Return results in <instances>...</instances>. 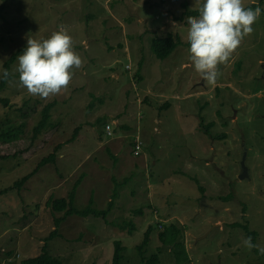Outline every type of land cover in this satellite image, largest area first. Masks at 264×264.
I'll use <instances>...</instances> for the list:
<instances>
[{"label": "rangeland", "instance_id": "obj_1", "mask_svg": "<svg viewBox=\"0 0 264 264\" xmlns=\"http://www.w3.org/2000/svg\"><path fill=\"white\" fill-rule=\"evenodd\" d=\"M201 3L0 0V78L4 62L26 47L29 36L43 40L60 27L69 30L83 58V67L56 96L30 95L19 83L17 60L0 93V132L20 126L25 132L18 141H0V192L9 188L7 196L0 195L8 200H0V264H21L39 255L45 243L62 264H112L116 241L124 247L122 264H145L153 255L159 257L156 264H264L257 248L243 244L245 231L232 227L247 224L257 233L253 244L264 247V0H243L247 7L257 4L261 15L212 85L189 59L187 13ZM167 33L182 43L160 60L151 43ZM51 103L45 128L33 137ZM207 124L213 139L204 132ZM76 128L78 140L65 146L66 160L57 161L65 165V176L81 163L68 194L81 181L77 209L92 201L94 209L107 210L110 200L113 208L105 220L68 217L58 228L61 236L50 240L54 218L61 216L51 202L64 198V191L51 189L48 202L44 195L61 176L51 163L35 171L74 138ZM137 136L139 156L133 153ZM114 138L120 146L113 148L107 142ZM242 162L247 176L240 179ZM49 169V182L38 181ZM32 172L30 182L13 185ZM170 225L185 244L179 262L175 249L159 238ZM150 226V242L140 254L137 247Z\"/></svg>", "mask_w": 264, "mask_h": 264}, {"label": "clouds", "instance_id": "obj_2", "mask_svg": "<svg viewBox=\"0 0 264 264\" xmlns=\"http://www.w3.org/2000/svg\"><path fill=\"white\" fill-rule=\"evenodd\" d=\"M262 9L245 6L243 0H202L198 16L187 17L189 59L202 78L216 84L226 65L245 37L253 32ZM15 72L19 83L28 93L41 99L60 94L70 85L74 70L83 67V58L75 50L69 30L60 27L49 38H27V45L17 57ZM11 74L3 70L7 79ZM102 219V218H101ZM248 250L257 248L264 255V247L253 244L251 237L243 240Z\"/></svg>", "mask_w": 264, "mask_h": 264}, {"label": "trees", "instance_id": "obj_3", "mask_svg": "<svg viewBox=\"0 0 264 264\" xmlns=\"http://www.w3.org/2000/svg\"><path fill=\"white\" fill-rule=\"evenodd\" d=\"M248 7L255 8V7H257V4H251ZM187 15L195 17V16H198L199 13H198V10H193V11L188 12ZM176 20L177 21L181 20V18L180 19L176 18ZM181 43L182 42L178 38L174 37L173 34L167 33L164 36H156L152 40L151 48H152L153 52L155 53V55L158 59L164 60V59L168 58L172 54V52L176 49V47L178 45H180ZM25 48L26 47L18 49L4 62L3 67H4V69H7L10 74H11V66L17 60V57L23 53ZM12 78H13L12 74L7 79H5L3 77V74H2V76L0 78V93L6 88L7 83ZM3 102L5 105L8 104L7 101H3ZM53 107H54V103H51V104L46 105L43 108V110L41 112L42 119L33 128V134H34L33 137H37L38 135L41 134L40 132L45 128L47 121L49 120V112L51 111V109ZM211 125L212 124H207L205 126L204 132L206 133L207 136H209L211 139H213L214 136H212L209 132ZM78 132H79V128H76L73 132L74 133L73 139H75ZM24 133L25 132L23 131V126H20L18 128H14V129L8 128L6 131L2 130L0 132V141L7 142V143H11L12 141H18L21 139V137H23ZM222 137H225V136L223 135ZM61 147H62V144L57 146V148L55 149V152H53L52 154L43 158L39 162L38 169L41 168L42 166H45L47 164L54 162L55 158H56V153L61 149ZM38 169L35 172H37ZM35 172H32L29 175L24 176L23 178L18 180L13 185L20 188L35 174ZM80 183H81V181H77L73 185L72 190L69 192V194H68V196H66V198L64 197V198L56 199V200H53L51 202V210L54 213H60L61 216L54 218L55 227H54V230L49 235L50 240L53 239L54 237L61 236L58 228L70 216L78 215L79 217H84V218L89 217V216H94L96 218H102L105 220V218L107 216L106 215L107 211L109 213L112 211L113 200L109 201V205H108L107 210H96V209H94L92 207V204H93L92 201H90L89 204L84 209H81V210L77 209L74 206V200L76 197L77 188L80 185ZM8 191H9V188L5 189L4 191H1L0 195L6 194ZM232 227H239V228L243 229L245 231V233L247 234V236L251 237L252 243H254L256 241L257 233L255 231H250L247 224L242 225L240 223H236V224H233ZM152 231H153V228L150 226L144 235V239H143L142 243L137 247L140 254H142L143 249L146 246H148L150 239H151L150 236H151ZM179 234H180L179 229L174 225L165 226L164 230L159 233V238L162 241V243L170 244L175 249L174 253H175V259L177 260V262H179L181 255H182V252L186 251L185 250V244L182 242H179ZM114 246H115V250H114L113 257H112V264H122L124 247H122L121 243L117 242V241L115 242ZM158 261H159L158 255H153L150 260L145 262V264H156ZM21 264H62V262L59 259H56L55 257H53L49 253L47 244L45 243L43 245L42 251L39 255H37L35 257H30V258L24 259L21 261Z\"/></svg>", "mask_w": 264, "mask_h": 264}, {"label": "crops", "instance_id": "obj_4", "mask_svg": "<svg viewBox=\"0 0 264 264\" xmlns=\"http://www.w3.org/2000/svg\"><path fill=\"white\" fill-rule=\"evenodd\" d=\"M143 41H145V40H143ZM186 64H183L182 65V67H184ZM130 70V69H129ZM90 74V73H89ZM138 75L141 77L140 79H139V83H141L142 82V80H144V78H143V75L140 73V74H137V79H138ZM75 93V92H74ZM98 117H99V115H97L95 118H94V120L96 119H98ZM115 123H118L117 122V120H115L114 121ZM137 137H139V136H137ZM136 137V138H137ZM78 138L79 137H75V139H73L72 141H69L68 143H65V144H62V147H61V151L59 152L58 151V156H56V160H55V162L54 163H51V165H54V166H57V168H56V170L55 171H57V173L58 174H60V176H61V178L59 179V182H54L53 183V186H51V187H48V188H46V192H45V195H44V197H46V199H47V202H48V197H47V195H48V193L50 192V190L51 189H54V188H57V187H59L60 189H63V196L66 198V196H67V194H68V189H67V185H68V182H70L69 180H71V179H73L74 178V176L78 173V166H79V164H81V163H79L75 168H74V171H72V172H70V173H68L67 172V176H65L63 173H64V170L62 169V167H65V165L64 164H62L61 162H57V161H59V160H66L65 158H66V153H65V151H64V148H65V146H67V145H69L70 143H73V142H75V141H77L78 140ZM77 139V140H76ZM119 140L120 139H112V140H110L109 142H107V143H114L113 144V148L114 147H117V144L119 145ZM105 145V142H102V137H99V142H98V146H104ZM120 146V145H119ZM102 147H98V149H101ZM106 147V146H105ZM112 152L114 151L113 149L111 150ZM73 153H75V152H73ZM96 154V153H95ZM94 154V155H95ZM98 154L99 155H102L103 157H104V154L103 153H99V151H98ZM59 163V164H58ZM48 165H50V164H48ZM47 166V165H46ZM45 166H42L38 171H37V173L38 172H40V170L42 169V168H44ZM48 171H51L50 169L49 170H47V171H43L42 173L43 174H41V176L37 179L38 181H40L41 183H47V182H49V180H48V178L45 176V173L46 172H48ZM35 175H33L32 177H34ZM31 177V178H32ZM31 178L29 179V180H31ZM108 179L109 180H104L103 181V184H105V187H107L109 184H110V182H111V177L110 176H108ZM27 181L26 182V184L28 183V182H30V181ZM33 183H34V181H31V183L30 184H32L33 185ZM77 191H79V188L77 189ZM8 194H5L4 196H7ZM43 197V198H44ZM0 200H1V203H5V201L7 200L5 197H3V196H1L0 197ZM110 200V199H109ZM8 201V200H7ZM47 202H46V205H47ZM3 251V250H2Z\"/></svg>", "mask_w": 264, "mask_h": 264}, {"label": "built area", "instance_id": "obj_5", "mask_svg": "<svg viewBox=\"0 0 264 264\" xmlns=\"http://www.w3.org/2000/svg\"><path fill=\"white\" fill-rule=\"evenodd\" d=\"M106 129H107V133H108V135H110L111 134V128L109 127V126H107L106 127ZM140 149H141V143H140V141H139V138H137V140H136V146H135V155L137 156V155H139V153H140Z\"/></svg>", "mask_w": 264, "mask_h": 264}, {"label": "water", "instance_id": "obj_6", "mask_svg": "<svg viewBox=\"0 0 264 264\" xmlns=\"http://www.w3.org/2000/svg\"><path fill=\"white\" fill-rule=\"evenodd\" d=\"M242 175L240 176V179H243L244 178V176H247V168H246V166L244 165V163L242 162Z\"/></svg>", "mask_w": 264, "mask_h": 264}, {"label": "bare ground", "instance_id": "obj_7", "mask_svg": "<svg viewBox=\"0 0 264 264\" xmlns=\"http://www.w3.org/2000/svg\"><path fill=\"white\" fill-rule=\"evenodd\" d=\"M108 134V133H107ZM137 138H139V137H137ZM137 138L135 139V146H136V140H137ZM139 141H140V143H141V147H142V141L139 139ZM135 146H134V148H135ZM133 153H134V155H135V149H134V151H133ZM139 155H140V153H139ZM139 155H137V156H139Z\"/></svg>", "mask_w": 264, "mask_h": 264}]
</instances>
